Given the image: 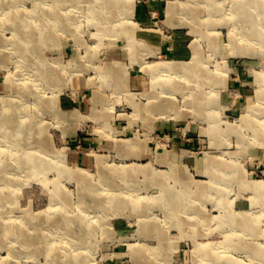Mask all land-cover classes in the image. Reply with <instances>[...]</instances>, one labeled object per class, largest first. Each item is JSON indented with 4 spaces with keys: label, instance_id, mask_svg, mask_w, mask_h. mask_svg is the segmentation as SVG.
I'll list each match as a JSON object with an SVG mask.
<instances>
[{
    "label": "rangeland",
    "instance_id": "374dc122",
    "mask_svg": "<svg viewBox=\"0 0 264 264\" xmlns=\"http://www.w3.org/2000/svg\"><path fill=\"white\" fill-rule=\"evenodd\" d=\"M55 1L0 0V264L249 263L224 247L264 246V0Z\"/></svg>",
    "mask_w": 264,
    "mask_h": 264
},
{
    "label": "bare ground",
    "instance_id": "6f19581e",
    "mask_svg": "<svg viewBox=\"0 0 264 264\" xmlns=\"http://www.w3.org/2000/svg\"><path fill=\"white\" fill-rule=\"evenodd\" d=\"M52 1V0H51ZM54 1V0H53ZM66 0H56L54 3L52 2V6L55 8L54 12V16L51 14V19L54 21L55 23V18L56 20L58 21L59 20V17L56 13L58 11V8H59V4H61L62 2H64ZM70 1V0H69ZM103 2H108L110 4H114V3H120L121 0H101ZM95 10V9H94ZM96 11V10H95ZM97 14V12H95V15ZM57 15V16H55ZM101 22V20H100ZM14 24V23H13ZM102 24V22H101ZM66 25V24H64ZM143 38L147 39L148 40V37L145 36V34H143ZM32 39V38H31ZM33 40V39H32ZM17 49H21L22 47L18 46V47H15ZM173 62H176L175 60H173ZM176 65V64H175ZM177 66V65H176ZM170 67H175L173 63H171L170 61L169 62H166L165 64L162 63V65L160 66L161 70L162 68L165 69V71H170L169 68ZM176 69V68H175ZM174 69V70H175ZM167 80L169 77H166ZM13 82V80H11ZM11 97L10 96H6L4 97V100L1 101L2 104H7V99H10ZM8 107V106H7ZM6 107V109L4 110H8ZM2 112H0L1 114ZM7 114L6 115H1V118H0V123H1V126H0V136L2 138H4L6 140V144H4V146H7L10 144L15 145L14 143V138H13V134L12 133H16L15 131L18 130V128L21 126V120L18 118V121L17 122H14L11 120V118H9V114L8 112H6ZM21 111H19L18 113L15 112V115H20ZM2 119V120H1ZM264 121V120H262ZM15 125V127L13 126V124ZM22 126H23V123H22ZM24 127V126H23ZM264 128V126L261 124V130ZM10 133L12 135V137L10 136ZM10 143V144H9ZM16 146V145H15ZM19 150H21L20 148H18ZM9 150V149H8ZM14 151V150H13ZM12 153V152H11ZM14 154V152H13ZM24 155V154H23ZM24 165V164H23ZM41 166V164H39L37 162V160H34V159H31V167L35 168V169H38L39 167ZM2 168V167H1ZM0 168V170H1ZM19 168H21V166H19ZM3 169L4 170H9L11 169L10 167H6V166H3ZM2 171V170H1ZM80 173V172H78ZM1 180V179H0ZM3 185H6V181L2 182ZM259 184L261 183H257L256 186H259ZM1 200V198H0ZM38 215V214H37ZM2 217H0L1 219ZM30 222L33 223V219L35 218V216H31L30 217ZM2 220V219H1ZM230 221V222H229ZM230 223L231 225H233L231 228L234 229L235 232H240V233H245L247 231V228L249 226V224H252V220H244L243 217H241L239 220H235V219H232L231 220H226L224 223ZM29 223V222H28ZM32 223H29L30 224V229L32 230L31 232L32 233H29L28 232H25V230L22 228V226H15L14 224H11L10 225V228H8L7 230L8 231H11V234H14V235H19V236H22L24 237V239L26 238L27 239V242H30L32 239H36L37 236H39V234L37 233V227L31 225ZM34 224V223H33ZM54 225V224H52ZM71 230H72V233L75 235L77 233V231L80 229V226H79V223L75 220V222L72 221L71 223ZM230 225V226H231ZM28 226V224H27ZM56 226V224H55ZM88 226V225H87ZM235 227V228H234ZM224 232V231H223ZM14 235H11L14 237ZM235 235V233H233L232 231V235L229 237V239H227V243L225 250L229 249L228 247H234V248H239L240 251H243L244 253H246L249 257H250V262L249 263H243L241 261H237V264H264L263 262H257L258 260L260 259H263L264 258V246H259L258 244H255L254 245H237L236 242H232V236ZM229 240V241H228ZM25 241V240H24ZM206 244V243H204ZM215 247V246H214ZM49 250L51 251V247L49 248ZM55 250V249H54ZM204 250H206V246L203 245V246H199L197 244H195L194 246V250H193V254L195 255V257H201V254L202 252H204ZM224 250V251H225ZM223 257H228V254L227 253H223ZM258 259V260H257ZM224 261H227V260H224ZM68 262V261H67ZM230 264H232V262H230Z\"/></svg>",
    "mask_w": 264,
    "mask_h": 264
},
{
    "label": "crops",
    "instance_id": "0c3cea01",
    "mask_svg": "<svg viewBox=\"0 0 264 264\" xmlns=\"http://www.w3.org/2000/svg\"><path fill=\"white\" fill-rule=\"evenodd\" d=\"M154 6V5H153ZM153 6H150V7H152V9L155 7V9H157V6H158V4H157V6L155 5L154 7ZM139 17H141V18H146V17H148V10H145L144 8L142 9V7L139 9ZM183 45H182V43H180L179 42V40H175V43L174 44H172V52L173 53H179V52H182L183 50H184V48L182 47Z\"/></svg>",
    "mask_w": 264,
    "mask_h": 264
}]
</instances>
